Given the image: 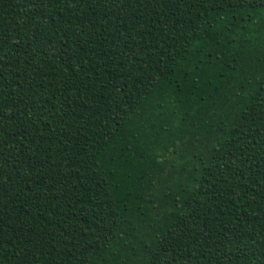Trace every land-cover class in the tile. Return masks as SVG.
I'll return each instance as SVG.
<instances>
[{"label":"trees","instance_id":"1","mask_svg":"<svg viewBox=\"0 0 264 264\" xmlns=\"http://www.w3.org/2000/svg\"><path fill=\"white\" fill-rule=\"evenodd\" d=\"M0 264H264V0H0Z\"/></svg>","mask_w":264,"mask_h":264}]
</instances>
